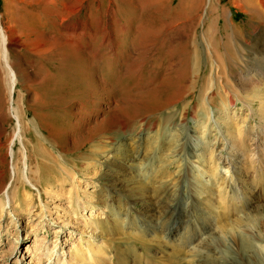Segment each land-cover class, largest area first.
I'll use <instances>...</instances> for the list:
<instances>
[{
  "label": "rangeland",
  "instance_id": "374dc122",
  "mask_svg": "<svg viewBox=\"0 0 264 264\" xmlns=\"http://www.w3.org/2000/svg\"><path fill=\"white\" fill-rule=\"evenodd\" d=\"M61 1L0 0V29L9 37L6 48L17 75L12 101L13 106L17 108L22 127L20 142L17 140L13 142L16 127L9 106V84L7 76L0 68V186L11 185L12 189L20 194L19 198L30 193L31 202H28L33 206V214L37 213L40 210L38 196L36 197L35 191L22 179L23 166L26 162L31 184L35 187H42L46 183L51 185L52 198H43V202H47V212L51 213L54 219L60 217L62 223L69 221L72 225L71 240L67 228L60 235L59 241L65 250H68L70 243H78V239L83 244L88 241L99 243L104 250L105 258V262L103 260L99 264H170L168 254L172 247L177 251V264H192L195 257L190 249L201 245L207 236L204 227L208 222L199 216L198 211H191L192 220L185 218L184 214L179 216L182 221L177 224V233H174L176 237L173 239H177L182 232L183 221H186L188 228L185 231L196 233L191 239L192 245L188 246L180 241L169 243L160 234L152 241L150 236H145L141 242L135 238L134 241L131 239L133 235L127 236L122 223H118L119 220L116 223L122 232L121 237L115 231L109 236L107 232L105 234L102 232L103 227L100 223L102 220L111 219L109 217L104 219L105 215L110 216L108 210L117 213L116 215H122L130 207L144 214L145 219L142 221L151 225L155 224L152 220H156L158 216L159 197L151 195L148 200L134 203L124 187L108 186L114 178L121 181L130 178L131 174L127 169L125 172L113 171L111 181L101 179L96 182L100 174L107 170L101 163L102 159L96 157L95 150L112 147L118 141L133 140L141 129L140 134L143 137L149 136L147 144L151 142V145L156 147L154 151H157L160 143L168 137L167 133H171L178 122V119H173L164 127L156 113L152 114L161 105L180 97V86L185 88L191 83L194 85V79L188 75L192 69L189 68L187 71L184 64L176 70L173 66L168 68L166 59L153 50L149 53L148 50L152 48L144 45V40L148 38L145 36L147 25L156 21L157 16L164 20L161 15L164 5L156 0H127L120 7L115 0H64L65 20L60 25L59 20L55 18V12L61 8ZM197 2L199 1L175 0L174 17L186 18L192 16L196 10L198 17L192 27L175 23L172 28L170 26L165 28L164 34L181 46L186 42L189 45L193 37L201 41L200 35L206 33L212 51L221 58L220 63L225 67L217 87L224 85L223 88L230 92L233 89H248L240 93L243 96L256 93L261 97L264 94V83L256 86L253 83L260 77L256 75L264 72V0H202L199 5ZM73 10L78 11L76 16L66 15ZM73 18L80 20V24L83 22L87 24L83 30L84 35H78L82 25L73 34L69 25ZM118 18L121 19V27L113 25ZM94 28H97V34L92 38ZM104 32L118 38L119 43L108 45L107 38L103 36ZM134 37L138 44L133 43ZM140 40L143 44H139ZM199 48V54L203 55L200 61L202 65L200 77L206 81L211 77L210 71L214 70L205 61L204 46ZM184 54L185 51L179 47V56L174 62L185 61ZM183 73L186 75L178 79L177 76ZM203 74L206 75L202 76ZM227 95V92L214 95L211 98L213 109L222 111V105L228 101ZM192 96L188 95L186 99L190 100ZM229 97L232 98L230 93ZM184 100L181 99L180 103ZM196 105L197 103H192L182 123L185 121L188 124L192 117L197 120V124L206 122L205 118L210 112L207 103L204 102L202 105L205 108H195ZM232 113L226 114L229 115L226 122L233 124L234 128L239 127L246 116V111L241 110L234 115ZM219 115L226 118L222 113ZM142 121L145 125L139 127ZM248 125L250 128L253 125L251 119ZM200 126L199 129L198 126L195 128V133L189 134L201 141L200 137L204 138L202 142L198 141L199 148L203 142L207 147L209 141L215 143L212 164L207 170L209 174L218 171V181L224 182L220 190L231 182L234 177L232 173L240 174L244 179V185L240 187L242 197L238 195L240 202L237 203L241 212L235 216H232L233 211L225 215L221 212L223 216L219 222L229 224L232 219L257 210L260 215L259 223L264 231V151L259 150L264 148V137L258 139L259 146L261 145L258 148H253L250 140L243 145L235 142L233 152L226 151L227 154L234 155L232 158L218 153L222 142L220 138L214 140L218 137L214 128L200 129ZM261 127L262 130L260 124H257L255 129L264 135L263 123ZM156 139L158 141L154 144ZM151 145L148 144L147 149H150ZM10 148L12 156L9 155ZM92 149L94 151L90 153L89 150ZM198 149L195 148V154L203 152H198ZM87 150L89 156L85 154ZM205 151L203 156L207 154ZM251 152L255 153L253 158L250 156ZM187 153L190 154V150H187ZM158 156L163 157L160 152ZM85 157L92 160L86 170L82 164ZM69 163H76L78 166L73 183L69 177L73 174L67 167ZM13 166L18 170L14 178L11 177ZM157 167L158 164H155L152 174ZM170 169L174 167L171 166ZM83 172H88L90 176L96 174V180L88 176L83 178L80 176ZM57 179H61L60 185L59 182H54ZM92 182H95V187ZM83 189L85 192H94V197L87 199L90 205L93 202L100 203L92 205L91 211L86 209L83 217L74 216L71 211L77 207V202L71 207L68 205V198L84 196L81 192ZM106 191L112 198L109 200L105 197L102 202ZM161 196L163 201L170 197L165 193ZM108 200L111 205L109 203L107 205ZM84 202L86 201L81 200V203ZM57 204L58 214L54 209ZM86 217L98 220L99 226L84 221ZM30 221L24 214L16 224L11 223L10 218L2 220L0 227L2 248L5 244L13 242L12 237L4 233L6 229L12 232L14 225L19 229L16 254L24 255L23 264L29 261V253L25 254L24 251L28 245H32L34 238L30 236L22 243V240L29 236L26 234V223H32ZM50 226L41 228L37 236H46L52 240L54 231L59 227ZM106 226L108 228L112 223L109 221ZM218 226L219 224L212 226L213 232ZM107 228L104 227V231ZM102 236L106 237L107 244H104ZM8 264H14V259L9 260Z\"/></svg>",
  "mask_w": 264,
  "mask_h": 264
},
{
  "label": "bare ground",
  "instance_id": "6f19581e",
  "mask_svg": "<svg viewBox=\"0 0 264 264\" xmlns=\"http://www.w3.org/2000/svg\"><path fill=\"white\" fill-rule=\"evenodd\" d=\"M125 1L127 0H115V3L120 7ZM156 1L164 5L163 12H161L164 20H161L157 16L158 19L156 21L147 25L145 36L148 38L144 40V45L147 46V48H152L148 50L149 53H152L153 50V52L158 53L157 55L162 56L164 60L166 59V65L169 66L168 68L173 66L176 70V68L184 64L187 71L192 69V72H189L188 75L194 79V85L191 83V85H188V87L186 86L185 88L180 86V97L176 100L169 101L165 105H161L158 109H155V111L152 112V114L156 113L158 120L164 124V127H167L169 122L173 119H178L173 131L167 133L169 134L168 137L165 138V141L160 143L157 147V151H154L156 147L155 145L152 146L151 142L148 143L151 145L150 149H147V142L149 141L147 138L149 136L147 135V137H143L142 134H140L141 129L133 140L118 141L112 147L95 150L96 157L102 159L101 163L107 171L101 173L100 177L97 178L98 180L95 178L96 174L90 176L88 172H83L80 176L83 178L88 176L95 179L96 182H99L101 179L111 181V179H113L111 176L113 171L118 170L125 172V169H127L131 174L130 178L124 179V181L114 178L113 182H110L108 186L119 188L124 187L126 193H128L130 198L134 200V203L148 200L151 195L155 196V198L159 197L157 199L158 216L156 220H152L155 221L154 225L142 221V219H145V215L138 211L136 212L130 207L126 210V213H123L122 215H116L117 213H112L108 210L107 213L109 212L110 216L104 214V219L108 217L111 219L100 221L103 227L102 232L104 234L107 232V234L111 236L110 233H114L115 231L116 234L121 237L120 233L122 232L119 231L117 228L118 224L116 223L119 220L118 223H122V228L125 229L127 236L133 235L131 239L134 241L138 240L141 242L145 236H150V240L152 241L157 234H160L164 239L168 240L169 243L174 244L175 242L180 241L185 242L188 246L191 244V239L196 236V233L195 231H185V229L188 228L186 221H183L182 232L179 237L177 239L173 238L176 237L174 233L177 231V224L182 221L179 216L184 214L185 218L192 220L191 211L195 210L196 212H199L201 218L207 220L208 225L204 227L207 236L203 239L201 245H196L195 248L190 249L193 253V257H195L192 264H264V231H262L259 223L260 215L257 210L244 216H239L235 220L232 219L229 224H222V221L219 222L220 217L225 214L233 211L234 213H232V216H235L241 212L238 210L237 203L240 202L238 195H241L242 197L240 187H243L244 179L240 174L235 175L232 173L234 176L231 180L232 183L229 182L226 184V190L225 188L220 190L224 186V182L218 181V171L216 170L215 173L209 174L207 170L212 164L211 160L213 158L212 154L213 149H215V143L209 141V147H207L205 142H203L202 146L199 148L198 141L202 142L204 138L201 136V141L198 137L195 138L190 136V134L196 132L195 128L197 126L198 129L200 125V129L201 127L203 129L206 127L214 128L213 130L218 135L214 140L220 138V142H222V146L219 148L218 153L221 155H228L232 158H234V155L227 154L226 151H232L235 147V142L243 145L246 141L250 140L253 148L261 147V145L259 146L258 139H261V136L264 137V135L260 130L258 131L255 128L257 127V124H260V129L262 130L261 125L262 123L264 124V94H262L261 97L256 93L243 96L240 92L248 89H233L230 92L223 88L224 85L222 87H217L219 80L222 79L221 74L222 71H225V67L220 63L221 58H218V55L212 51L210 44L207 41L206 33L203 32L200 35L201 41L193 37L189 45L186 42L181 46L177 45L173 38H167L164 34L165 28L168 26L172 28L175 23H181L192 27L198 17V10H196L192 16L190 15L186 18L179 16L174 17L173 6L175 0ZM198 1L197 5L202 3V0ZM60 5L61 8L59 10L57 9L55 12V18L59 20L61 25V23H64L66 12L64 0L61 1ZM69 12L66 15L76 16L78 14V11L74 10L73 12ZM76 19L77 18H73L69 25L71 26V30H73V34L78 27L82 25L81 32L78 34L79 36H82L84 35L83 30L86 28L87 24H84V22L80 24V20L78 21ZM201 22L203 23L204 21ZM201 22L200 24H202ZM121 23V19L118 18L113 25L116 26L117 24L121 27ZM96 34L97 28L93 33V37H91L95 38ZM103 36L107 38L106 42L108 45H114L115 42H117V44L119 43L118 38L112 37L109 32H104ZM8 38V35L0 29V68L3 69L8 79L9 106L16 127L13 142L15 140L20 142L22 127L17 108L13 106L12 101L17 75L15 68L10 61V53L6 48ZM188 40L189 37L187 38V41ZM133 43L138 44L136 37H134ZM139 44H143V41L140 40ZM200 46H202V48L204 46L203 52L205 55V61L208 62L210 67H213L214 70L210 71L211 73H209V76L211 75V77L207 78L206 81L200 77V67L202 66L200 61L202 59L201 57H203L202 54H199ZM179 47L185 51L183 57L185 58V61L177 60L174 62L175 59L178 58L177 56H179ZM186 74H179L177 77L178 79H181L183 75ZM249 74L250 72L247 73V76H249ZM205 75L206 74H203L202 76ZM256 76L260 77L257 78V81L253 84L255 86L257 84H263L264 72H259ZM214 92H218L219 94L228 93L226 97L228 101L222 105V111L213 109L211 105V98L214 95H218V93L213 94ZM247 92L251 93L250 91ZM229 93L232 95V98L229 97ZM188 95H193L190 100L186 99ZM241 96H243V98ZM183 98L185 100L183 103H180ZM193 102L197 103L195 108H205L202 105H204V102L207 103L210 112L205 118V123L202 122L197 124V120L194 119V117L190 119L188 124H186L185 121L183 123L181 122ZM255 106H257L256 109L254 108ZM241 110L246 111V116L242 119L239 127L234 128L233 124H227L226 120L229 119V115L226 114L228 112H233V115L238 114ZM219 113H222L226 118H223V116L221 117ZM246 119L247 121H245ZM250 119L253 121L251 128L248 125ZM144 125L145 122L142 121L139 127ZM157 141L158 139L155 140L154 144H156ZM218 142L219 140L217 143ZM195 148H199L198 152H204L207 150L205 151L207 152L206 156H203V152L195 154ZM145 149L147 150L145 151ZM187 150H190V154L187 153ZM259 150L264 151V148H260ZM89 151L92 153L94 150L92 149ZM89 151L87 150L85 153L87 156H89ZM158 152L163 155L162 158L158 156ZM254 154L255 153L251 152V158L254 157ZM9 155L12 156L11 148ZM78 159L80 160V158ZM93 160L95 161L96 159ZM89 162H92V160L86 157L82 161L84 170L89 166ZM155 164H158V167L152 174V169ZM207 164L209 165L207 166ZM171 166H173L174 169H170ZM67 167L73 172V174L69 175L71 182L73 183L75 182V176H77L76 171L78 166H76V163H69ZM64 172L66 173V171ZM17 174L18 170L13 166L11 169V177L14 178ZM27 174L28 168L26 162H24L22 179H24V182L30 187V189L35 191L36 197L38 196L40 210L37 213L35 212L33 214V206L30 204V193H26L23 197L19 198L20 194L17 193L16 190H13L11 185L7 184L0 186V227L2 225V220L10 218L11 223L16 224V221L18 223L20 216L24 214L28 216L29 220H31L30 222H34L33 224L26 223V234L29 236H26L27 238L22 240L23 243L26 239H29L30 236L34 237L32 245H28L24 251L25 254L29 253L30 256L27 264H99L103 260V262H105L103 248L99 243L94 241H88L83 244L82 241L80 242V239H78V243H70L68 250H65V247L59 241L60 235L64 232V229L67 228L69 230V240H71L73 230H71L70 226L72 225L69 221L67 223H62L60 217L54 219L52 214L47 212V202L44 203L43 198H52L51 185L46 183V185L42 187H35L31 184ZM54 182H59L60 185L62 181L61 179H57ZM77 185L78 184H76V186ZM92 185L95 187V182H92ZM81 192L82 195H84L80 197L81 199L77 196L75 198L69 196L68 205L72 207L73 203L77 202V207L72 208V215H80L83 217L86 209L91 211L92 205H97L100 202H93V204L91 203L90 205L88 200L90 197H94V192H85L84 189ZM164 193L170 196L168 200H162L161 195ZM105 195L106 196H103L102 202L105 200V197L109 200L112 198L111 194L109 192L107 193V191ZM81 200H85L86 202L81 203ZM108 203L111 205L110 201L107 202V205ZM58 206L59 205L57 204L54 208L56 214H58ZM220 206H222L221 209L219 208ZM221 212L223 215L220 214ZM149 215L152 217L151 214ZM84 221H90V223L99 226L98 220L94 218L86 217ZM109 221L112 223V226L107 228L106 225ZM138 223H140V225ZM218 224V228L213 232L212 226ZM46 225L59 227L57 231H54V237L52 240H49L46 236H37L38 231H40L41 228H45ZM13 227L12 232H10L9 229H6L4 232L7 236L10 235L12 237L11 239H13V242L5 244L3 246L4 249L7 246L5 250L2 248L3 244L0 246V264H8V261L13 259L14 264H23L24 255L17 256L16 254L19 245L20 231L17 229L16 225ZM104 227L107 228L106 231H104ZM101 239H103L104 244H107L105 236H102ZM0 242H2L1 237ZM176 254V248L172 247L168 254V261L170 264H177Z\"/></svg>",
  "mask_w": 264,
  "mask_h": 264
}]
</instances>
